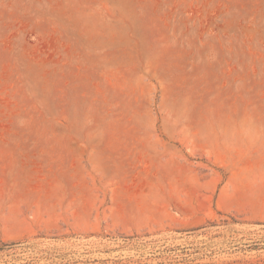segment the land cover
Wrapping results in <instances>:
<instances>
[{
	"label": "rangeland",
	"instance_id": "obj_1",
	"mask_svg": "<svg viewBox=\"0 0 264 264\" xmlns=\"http://www.w3.org/2000/svg\"><path fill=\"white\" fill-rule=\"evenodd\" d=\"M0 264H264V0H0Z\"/></svg>",
	"mask_w": 264,
	"mask_h": 264
},
{
	"label": "water",
	"instance_id": "obj_2",
	"mask_svg": "<svg viewBox=\"0 0 264 264\" xmlns=\"http://www.w3.org/2000/svg\"><path fill=\"white\" fill-rule=\"evenodd\" d=\"M5 246H7V245H5Z\"/></svg>",
	"mask_w": 264,
	"mask_h": 264
}]
</instances>
